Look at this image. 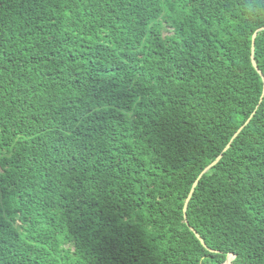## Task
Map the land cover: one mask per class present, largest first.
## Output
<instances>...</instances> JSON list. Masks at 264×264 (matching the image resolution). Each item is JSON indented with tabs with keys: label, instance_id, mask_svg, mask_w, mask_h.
Listing matches in <instances>:
<instances>
[{
	"label": "trees",
	"instance_id": "obj_1",
	"mask_svg": "<svg viewBox=\"0 0 264 264\" xmlns=\"http://www.w3.org/2000/svg\"><path fill=\"white\" fill-rule=\"evenodd\" d=\"M230 253L264 264V0H0V264Z\"/></svg>",
	"mask_w": 264,
	"mask_h": 264
},
{
	"label": "water",
	"instance_id": "obj_2",
	"mask_svg": "<svg viewBox=\"0 0 264 264\" xmlns=\"http://www.w3.org/2000/svg\"><path fill=\"white\" fill-rule=\"evenodd\" d=\"M251 61H252L253 66H256V64H255V62H254V59H253V56H252V55H251ZM246 123H247V122H246ZM243 126H244V124L238 128V130L235 132V134L233 135V137L231 138V140H232L234 137L237 136V134L241 131V129L243 128ZM231 140H230V142H231ZM230 142L225 146V148L223 149V151L226 150V149L229 147ZM220 157H221V154L218 155L217 158H216L213 162H211L209 165H207V166L202 170V172L199 174L198 178L194 181V183L192 184V187H191V189H190V192H189L188 196H187L186 199H185L184 206H183V211H185V209H186L187 202H188V200H189V198H190V196H191V194H192V192H193V188H194V186H195L197 180L199 179V177H201V175H202L203 173H205L208 169H210V168L212 167V165H214V164L219 160ZM184 217H185V213H184ZM196 236L200 239V237H199L197 234H196ZM201 242H202V241H201ZM233 257H234V255L230 253V254L227 256V258H226V260H225V262H224L223 264H232V263H231V260L233 259Z\"/></svg>",
	"mask_w": 264,
	"mask_h": 264
},
{
	"label": "rangeland",
	"instance_id": "obj_3",
	"mask_svg": "<svg viewBox=\"0 0 264 264\" xmlns=\"http://www.w3.org/2000/svg\"><path fill=\"white\" fill-rule=\"evenodd\" d=\"M225 262V261H224Z\"/></svg>",
	"mask_w": 264,
	"mask_h": 264
}]
</instances>
